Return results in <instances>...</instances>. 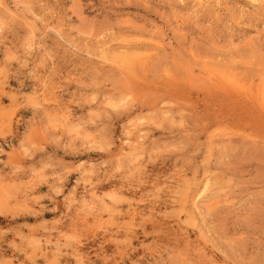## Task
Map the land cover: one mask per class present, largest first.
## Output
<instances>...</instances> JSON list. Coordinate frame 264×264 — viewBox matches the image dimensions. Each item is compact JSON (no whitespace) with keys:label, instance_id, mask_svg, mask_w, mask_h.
Instances as JSON below:
<instances>
[{"label":"rangeland","instance_id":"1","mask_svg":"<svg viewBox=\"0 0 264 264\" xmlns=\"http://www.w3.org/2000/svg\"><path fill=\"white\" fill-rule=\"evenodd\" d=\"M0 264H264V0H0Z\"/></svg>","mask_w":264,"mask_h":264},{"label":"bare ground","instance_id":"2","mask_svg":"<svg viewBox=\"0 0 264 264\" xmlns=\"http://www.w3.org/2000/svg\"><path fill=\"white\" fill-rule=\"evenodd\" d=\"M136 138V137H135ZM139 139V138H138ZM136 142H137V140H136ZM128 143V142H127ZM189 187V186H188Z\"/></svg>","mask_w":264,"mask_h":264}]
</instances>
